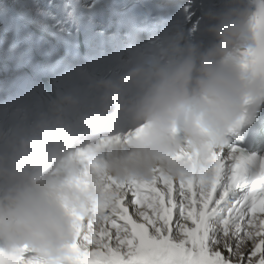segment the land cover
I'll return each instance as SVG.
<instances>
[{
    "label": "clouds",
    "instance_id": "clouds-1",
    "mask_svg": "<svg viewBox=\"0 0 264 264\" xmlns=\"http://www.w3.org/2000/svg\"><path fill=\"white\" fill-rule=\"evenodd\" d=\"M210 17L215 43L201 51L180 46L178 38L162 53L163 62L138 66L118 79H101L100 108L81 116V131L64 119L72 97L52 103L51 118L0 156V243L27 246L46 258L69 253L75 214L101 195L97 176L79 158L86 150L102 161L107 174L126 180L150 177L160 167L172 175L206 163L215 144L241 118L249 99H264V72L245 67L257 48L256 0H236ZM138 89L135 98L131 89ZM134 124L122 134L121 117ZM183 153H190L188 160ZM88 183H83L84 180Z\"/></svg>",
    "mask_w": 264,
    "mask_h": 264
},
{
    "label": "snow or ice",
    "instance_id": "snow-or-ice-1",
    "mask_svg": "<svg viewBox=\"0 0 264 264\" xmlns=\"http://www.w3.org/2000/svg\"><path fill=\"white\" fill-rule=\"evenodd\" d=\"M256 8L257 48L245 67L264 72V0ZM79 158L101 195L75 214L69 253L52 259L27 246L0 248V264H264V159L245 156L227 136L204 165L178 176L157 167L121 180L95 154L80 150Z\"/></svg>",
    "mask_w": 264,
    "mask_h": 264
},
{
    "label": "bare ground",
    "instance_id": "bare-ground-1",
    "mask_svg": "<svg viewBox=\"0 0 264 264\" xmlns=\"http://www.w3.org/2000/svg\"><path fill=\"white\" fill-rule=\"evenodd\" d=\"M4 1L5 0H0V5L1 6H4V4H3ZM7 1L10 2L12 5H15V6L18 5V3L20 1H26L28 8H31V7H39L41 5V1L40 0H7ZM84 1L87 2V3H89V2H91L93 0H84ZM2 81H4V78L3 77H0V82H2ZM109 243H111V241Z\"/></svg>",
    "mask_w": 264,
    "mask_h": 264
}]
</instances>
